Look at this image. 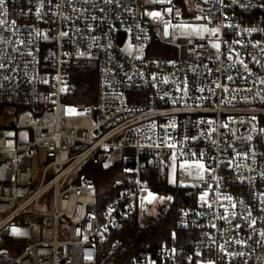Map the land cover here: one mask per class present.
I'll return each instance as SVG.
<instances>
[{
	"label": "built area",
	"instance_id": "built-area-1",
	"mask_svg": "<svg viewBox=\"0 0 264 264\" xmlns=\"http://www.w3.org/2000/svg\"><path fill=\"white\" fill-rule=\"evenodd\" d=\"M0 19V107L28 131L0 135V264H102L106 233L152 218L148 172L163 163L190 194L178 228L196 235L122 264H264V0H8ZM188 22L219 31L177 37ZM76 58L92 102L75 100L89 82ZM116 167L98 210L97 172Z\"/></svg>",
	"mask_w": 264,
	"mask_h": 264
},
{
	"label": "trees",
	"instance_id": "trees-1",
	"mask_svg": "<svg viewBox=\"0 0 264 264\" xmlns=\"http://www.w3.org/2000/svg\"><path fill=\"white\" fill-rule=\"evenodd\" d=\"M75 72L89 76V82L84 85L80 94L75 100L81 102L94 101L96 93L95 75L90 66L83 58H76L73 63ZM20 109V107H19ZM3 108L0 107V113ZM17 115L14 116L16 119ZM13 119V120H14ZM2 129H14L19 132L17 126L9 124ZM116 167L107 171H98L95 183L97 196L96 209L102 210L114 192V182L118 178ZM172 176L168 171V163H163L160 167L148 172L149 188L152 193L167 194L172 197V202L166 210L152 216L147 225L140 226L134 217L124 218L110 232L106 233L105 238L98 242L99 262L102 264H122L135 258L140 251L146 248H154L169 239L172 234H178L179 238L186 242L196 235L195 230H182L178 228L177 218L180 208L190 202L188 187L182 184H171ZM115 240H120V244H114ZM188 247V246H186ZM191 247L187 248L190 251Z\"/></svg>",
	"mask_w": 264,
	"mask_h": 264
},
{
	"label": "rangeland",
	"instance_id": "rangeland-1",
	"mask_svg": "<svg viewBox=\"0 0 264 264\" xmlns=\"http://www.w3.org/2000/svg\"><path fill=\"white\" fill-rule=\"evenodd\" d=\"M155 1L157 2H165L167 4H170L173 0H146V2L148 3H154ZM151 12H159V11H150L147 10V14L149 15V13ZM200 17V16H199ZM203 28H207L209 29V31L207 32H203V31H194V29H203ZM213 28H211L210 26H208L207 24H197L194 22H188L185 24H181L178 32H177V37H188L191 36L192 34L195 36H201L203 37L206 34H210L213 35L211 30ZM191 31L193 32L191 34ZM130 48V44L127 42L124 45V49H129ZM16 113L13 109H3L2 113H0V128H5L10 121H12L14 119V116H16ZM19 132H16V130L14 129H2L0 131V133H4L5 135L11 136V137H16V138H20V139H25L26 135L28 134V131L26 130H18ZM33 155V165L35 168H38V166L40 164H42L44 157L41 151H37V149H35L32 153ZM188 162V164L192 165L191 167H189V173L192 176L195 177H200L202 176L203 171H201L200 169L195 167V162L196 161H200L202 163H204L201 159H196V158H183L179 161V167L181 164ZM174 173L173 168L170 169V175L172 176ZM152 195L148 196L146 198L147 203L149 204L148 207V213L151 216H155L157 215L161 209L166 210L168 208V206L170 205V203L172 202V197L170 195L167 194H159V193H152L150 192ZM169 197H171V199H169Z\"/></svg>",
	"mask_w": 264,
	"mask_h": 264
},
{
	"label": "snow or ice",
	"instance_id": "snow-or-ice-1",
	"mask_svg": "<svg viewBox=\"0 0 264 264\" xmlns=\"http://www.w3.org/2000/svg\"><path fill=\"white\" fill-rule=\"evenodd\" d=\"M7 2H8V0H0V8H3V6H4ZM169 2H170V0H169ZM167 11H168V12H171L172 9L169 8V9H167ZM22 14H23V13H22ZM38 14H39V13H37V15H38ZM149 15L152 16V17H159V16L161 15V13H160V12H151V13H149ZM198 19H199V17H198ZM3 23H4V20L0 19V24H3ZM12 24L15 25V21H12ZM194 31H198V32H199V31L207 32V31H209V29H207V28H203V29H194ZM218 31H219L218 29H212V30H211V32H212L213 35H215ZM64 35H67V33H64ZM213 47L219 49L220 45H219V43H217V44H214ZM241 63H243V62L241 61ZM0 66H2V65H0ZM252 119H256V118L253 117ZM174 146H175V145H171L170 147H174ZM191 166H192V165L188 164L187 161H186L185 163H183V164L180 165V167H181V168H184V169H187V168H189V167H191ZM173 167H174V169H175V165H174ZM195 167L198 168V169H200L201 171L205 170V164L202 163V162H200V161H196V162H195ZM201 178H203V177L201 176ZM151 195H152V194L149 193V196H151ZM169 199H171V197H169ZM202 199H203V197H202ZM229 199H231V198L229 197ZM233 207H235V205H233ZM222 218H223V217H222ZM253 223H255V221H253ZM262 235H264V234H262ZM238 243H239V242H238ZM221 247H223V246H221ZM209 264H212V262L209 261Z\"/></svg>",
	"mask_w": 264,
	"mask_h": 264
},
{
	"label": "water",
	"instance_id": "water-1",
	"mask_svg": "<svg viewBox=\"0 0 264 264\" xmlns=\"http://www.w3.org/2000/svg\"><path fill=\"white\" fill-rule=\"evenodd\" d=\"M123 37H124V34L121 35L120 42L123 40ZM15 124H16L15 120H12L9 122L10 126H15ZM0 135H3V133H0Z\"/></svg>",
	"mask_w": 264,
	"mask_h": 264
}]
</instances>
